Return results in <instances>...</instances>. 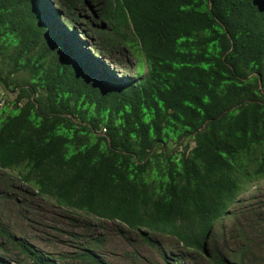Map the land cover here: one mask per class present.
I'll use <instances>...</instances> for the list:
<instances>
[{"label":"trees","instance_id":"trees-1","mask_svg":"<svg viewBox=\"0 0 264 264\" xmlns=\"http://www.w3.org/2000/svg\"><path fill=\"white\" fill-rule=\"evenodd\" d=\"M88 31L101 52L142 57L137 73L118 76ZM0 86L2 179L98 232L70 233L76 251L55 258L0 217V264H111L105 223L209 264L256 260L240 214L264 218L230 210L264 182V0H0ZM232 215L229 250L216 227Z\"/></svg>","mask_w":264,"mask_h":264},{"label":"rangeland","instance_id":"rangeland-1","mask_svg":"<svg viewBox=\"0 0 264 264\" xmlns=\"http://www.w3.org/2000/svg\"><path fill=\"white\" fill-rule=\"evenodd\" d=\"M87 17H93L91 11L86 12ZM91 36L86 40L87 47H91L92 51L101 52V40H97V36L88 31ZM99 57L104 60L117 74L134 76L137 73L138 61H142V57L137 55L124 56L118 48L113 51L105 50L99 53ZM144 71L146 68L144 67ZM0 92L7 95L0 86ZM176 147V146H175ZM173 147V149L175 148ZM25 186L17 183L14 180H3L0 173V217L2 222L5 223L19 239H24L43 252L58 258L59 255L71 253L76 251L75 237L70 233L76 234L80 238L79 242L84 244L91 233H98L96 227L91 232L82 227H74L70 222V216H65L64 209L53 199H40L34 197L24 196ZM264 182L259 186L252 188L248 193L241 197L240 203L236 204L230 210L233 213L240 214L245 207L253 204V211L257 214L261 213L264 218ZM259 198V199H252ZM261 202L257 206L256 204ZM256 205V206H255ZM246 211V208L244 212ZM240 214V224L247 234L251 236L256 244V252L258 257L254 262L250 261L249 264H264V222H257L256 217L250 214ZM76 215V214H73ZM82 216L87 220H92L98 225V220L94 217L86 215ZM234 216H227L222 222L217 225L216 231H219L221 226L226 230V245L229 250L236 248L235 242L231 239L232 234L235 236L237 233L234 231L233 224L235 222ZM106 230L100 233L105 237L104 245L101 247V252L111 264H164L161 253L168 251L173 255H180L184 252L189 258L183 264H209L204 257H201L194 252L189 254L187 250L177 245L173 237H167L164 234L154 235V239L158 242L157 249L150 247L147 243L140 240L134 233L130 237L121 234V229L118 224L105 223ZM96 237L97 235L92 234ZM3 241L0 239V247ZM6 256L10 259H15L16 253L10 249H6ZM1 253V252H0ZM170 255V254H168ZM66 264H78L75 262L67 261Z\"/></svg>","mask_w":264,"mask_h":264},{"label":"water","instance_id":"water-1","mask_svg":"<svg viewBox=\"0 0 264 264\" xmlns=\"http://www.w3.org/2000/svg\"><path fill=\"white\" fill-rule=\"evenodd\" d=\"M89 5V8L92 10V11H94V13H95V6L94 5H92V4H88Z\"/></svg>","mask_w":264,"mask_h":264},{"label":"built area","instance_id":"built-area-1","mask_svg":"<svg viewBox=\"0 0 264 264\" xmlns=\"http://www.w3.org/2000/svg\"><path fill=\"white\" fill-rule=\"evenodd\" d=\"M2 98V97H1ZM5 100L4 99H0V106H2L4 104Z\"/></svg>","mask_w":264,"mask_h":264},{"label":"clouds","instance_id":"clouds-1","mask_svg":"<svg viewBox=\"0 0 264 264\" xmlns=\"http://www.w3.org/2000/svg\"><path fill=\"white\" fill-rule=\"evenodd\" d=\"M94 5V4H93ZM95 6V5H94ZM96 7V6H95ZM90 9V8H89ZM91 10V9H90ZM94 10H96V9H94ZM92 11V10H91ZM93 14H94V11H93Z\"/></svg>","mask_w":264,"mask_h":264}]
</instances>
